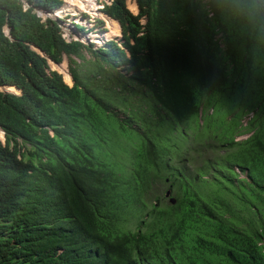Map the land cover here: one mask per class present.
Returning a JSON list of instances; mask_svg holds the SVG:
<instances>
[{"label":"trees","instance_id":"trees-1","mask_svg":"<svg viewBox=\"0 0 264 264\" xmlns=\"http://www.w3.org/2000/svg\"><path fill=\"white\" fill-rule=\"evenodd\" d=\"M136 1L0 0V264H264V0Z\"/></svg>","mask_w":264,"mask_h":264},{"label":"rangeland","instance_id":"rangeland-1","mask_svg":"<svg viewBox=\"0 0 264 264\" xmlns=\"http://www.w3.org/2000/svg\"><path fill=\"white\" fill-rule=\"evenodd\" d=\"M104 1L108 0H64V4H69L72 6H69L67 9L65 7L62 8V12L60 16H56V12H41L44 17L46 16H51V17H60V19H63L64 21L61 22V25L63 28H68L70 32L74 35L75 34V18H80L82 16L83 18L89 17H95L96 19H102L104 21V26L108 28V31H112L113 26L112 23L110 22V19L108 16H106L100 9L103 5ZM128 7L137 14L139 12V6L136 0H127ZM115 31L114 38L118 37L120 38L122 36V31L121 27H119V30ZM50 67L52 69L58 70L60 73L63 74L64 80L66 81L65 77L67 74H70L69 72V62L67 56L64 57V60L61 63H56L52 60H49ZM72 78V76H71ZM67 82V81H66ZM68 84H72L73 80L67 82ZM0 90L6 91L3 86H0ZM12 92H14V89L12 88ZM246 135L240 136V137H245ZM0 137L3 141H5V134L3 133L2 130H0ZM169 189L168 187H165L164 193Z\"/></svg>","mask_w":264,"mask_h":264},{"label":"built area","instance_id":"built-area-1","mask_svg":"<svg viewBox=\"0 0 264 264\" xmlns=\"http://www.w3.org/2000/svg\"><path fill=\"white\" fill-rule=\"evenodd\" d=\"M110 1L111 0H108L106 2L108 3ZM84 20L85 23H83V25L85 26V30L81 35L82 39L85 40V42H94L96 47H104L107 41L111 39V37L108 36L107 30H101V28L97 26V20L95 17L88 16L87 18H84ZM66 36L69 37L68 32H66ZM75 38H77V36Z\"/></svg>","mask_w":264,"mask_h":264},{"label":"clouds","instance_id":"clouds-1","mask_svg":"<svg viewBox=\"0 0 264 264\" xmlns=\"http://www.w3.org/2000/svg\"><path fill=\"white\" fill-rule=\"evenodd\" d=\"M67 5V4H63V7H65V6ZM62 7V8H63ZM39 11V10H38ZM39 13L40 14H42L40 11H39ZM56 16H60V15H56ZM88 17V16H87ZM109 18V17H108ZM97 21L99 20V19H96ZM87 21V20H86ZM75 22H76V24H75V34L73 35L71 32H70V30L68 29V28H63V36L65 37V38H67L68 40H71V39H74V40H79V41H81V42H83V43H90V42H85V40H83L82 39V34L84 33L83 31L85 30V26L83 25V23H85V20H84V18L82 17V16H80V18H75ZM98 26V25H97ZM106 28V27H105ZM106 29H108V28H106ZM105 31V30H104ZM66 32H68L69 33V37L68 36H66ZM107 32H109L108 30H107ZM77 36V38H75ZM112 38H114V37H111V39ZM4 133V132H3Z\"/></svg>","mask_w":264,"mask_h":264},{"label":"water","instance_id":"water-1","mask_svg":"<svg viewBox=\"0 0 264 264\" xmlns=\"http://www.w3.org/2000/svg\"><path fill=\"white\" fill-rule=\"evenodd\" d=\"M8 32V30H7ZM9 33V32H8ZM40 50V49H39ZM52 60V59H50ZM53 61V60H52ZM13 87H16V86H3V88L6 90V91H12V88ZM14 92H18V91H15ZM5 133V132H4ZM165 196L169 199V201L172 203V204H175L176 203V197L173 195V192H172V188H169L167 189V191L165 192Z\"/></svg>","mask_w":264,"mask_h":264},{"label":"crops","instance_id":"crops-1","mask_svg":"<svg viewBox=\"0 0 264 264\" xmlns=\"http://www.w3.org/2000/svg\"><path fill=\"white\" fill-rule=\"evenodd\" d=\"M111 19V18H110ZM118 24H119V22H118ZM119 26H120V24H119ZM121 27V26H120ZM110 31V30H109Z\"/></svg>","mask_w":264,"mask_h":264}]
</instances>
